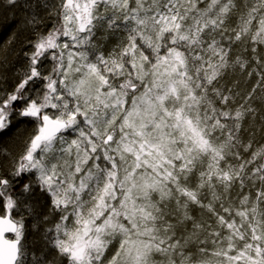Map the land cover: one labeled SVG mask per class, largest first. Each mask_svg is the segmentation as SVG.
Returning a JSON list of instances; mask_svg holds the SVG:
<instances>
[{
  "label": "snow or ice",
  "instance_id": "obj_1",
  "mask_svg": "<svg viewBox=\"0 0 264 264\" xmlns=\"http://www.w3.org/2000/svg\"><path fill=\"white\" fill-rule=\"evenodd\" d=\"M0 20V264H264V0Z\"/></svg>",
  "mask_w": 264,
  "mask_h": 264
},
{
  "label": "trees",
  "instance_id": "obj_2",
  "mask_svg": "<svg viewBox=\"0 0 264 264\" xmlns=\"http://www.w3.org/2000/svg\"><path fill=\"white\" fill-rule=\"evenodd\" d=\"M3 3V0H0V4H2ZM19 15H20V13H18L17 14V18L19 19ZM9 24V22H6V21H3V20H0V44H3L4 42H6L8 39H9V36H10V34H11V32H7L6 31V28H7V26L6 25H8ZM12 30H13V28H12ZM6 35V37H5V39L3 40L2 38H3V36H5ZM13 65H16V66H18V51H17V54H15V55H13L12 57H11V64L9 65V68H8V71H9V75H11V69H12V66ZM7 134V133H6ZM5 134V135H6ZM7 135H9V134H7ZM27 222H28V226H29V230H30V232H31V228H30V225H31V221L30 220H27ZM30 237H31V240L33 239V236H32V234H30ZM30 240V241H31Z\"/></svg>",
  "mask_w": 264,
  "mask_h": 264
},
{
  "label": "rangeland",
  "instance_id": "obj_3",
  "mask_svg": "<svg viewBox=\"0 0 264 264\" xmlns=\"http://www.w3.org/2000/svg\"><path fill=\"white\" fill-rule=\"evenodd\" d=\"M7 26V28H6V31L7 32H12V28H13V26H12V24L11 23H9L8 25H6ZM5 37H6V35L5 36H3V40L5 39ZM7 134H9V135H7ZM6 135H4V138L5 139H8L9 138V136L11 135V133H7ZM25 227H26V229H28V231H26V236H27V238L29 239V241L31 240V237H30V234H31V232H30V230H29V226H28V222H27V220L25 221Z\"/></svg>",
  "mask_w": 264,
  "mask_h": 264
},
{
  "label": "water",
  "instance_id": "obj_4",
  "mask_svg": "<svg viewBox=\"0 0 264 264\" xmlns=\"http://www.w3.org/2000/svg\"><path fill=\"white\" fill-rule=\"evenodd\" d=\"M7 235H8V237L10 238L12 234H7Z\"/></svg>",
  "mask_w": 264,
  "mask_h": 264
}]
</instances>
